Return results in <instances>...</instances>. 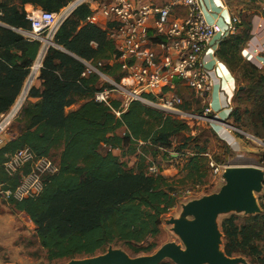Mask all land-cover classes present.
Instances as JSON below:
<instances>
[{"label":"trees","instance_id":"1","mask_svg":"<svg viewBox=\"0 0 264 264\" xmlns=\"http://www.w3.org/2000/svg\"><path fill=\"white\" fill-rule=\"evenodd\" d=\"M70 2L0 0V117L21 94L39 53L40 45L18 32L31 28L25 7L57 13ZM89 16V9L82 7L62 25L55 38L62 50L48 51L38 77L41 86L31 89L14 123L18 137L0 149V185L4 188L19 183V174L10 177L4 169L17 151L28 148L37 157L51 159L53 153L60 152L59 158L53 159L59 172L46 179L39 197L8 202L30 218L49 262L96 258L118 245L134 255L146 251L143 244L160 234L163 217L175 206L178 189L201 182L210 170L207 139L221 140L212 131L209 136L188 139L195 152L179 179L150 174L149 168L147 172V151L171 150L173 141L189 128L175 117L137 102L117 117L118 102L109 108L94 101L100 78L96 74L82 77L86 70L82 61L95 67L102 64L99 69L116 80L123 74L118 65H109L116 55L114 43L105 31L86 23ZM249 40V35L230 36L216 52L220 61L248 82L246 89L236 94L231 113L234 122L245 129L264 127V71L240 56ZM79 102L83 104L78 110L67 113ZM140 144L144 153L135 171L121 158L135 155ZM186 148L185 144L182 149ZM221 230L227 257L264 264V214L248 216L240 223L229 218Z\"/></svg>","mask_w":264,"mask_h":264},{"label":"built area","instance_id":"2","mask_svg":"<svg viewBox=\"0 0 264 264\" xmlns=\"http://www.w3.org/2000/svg\"><path fill=\"white\" fill-rule=\"evenodd\" d=\"M211 2L218 13L206 10L203 0H71L57 13L43 10L28 13L30 30L18 32L25 40L38 43L39 53L21 94L9 111L0 117V149L6 145L9 128L21 114L31 89L35 87L48 51L62 50L55 43L58 31L82 7L90 11L86 23L105 31L114 43L116 55L109 65H118L123 74L120 80H116L99 69L102 64L95 67L82 61L86 68L82 77L96 74L100 78V90L94 95L96 103L112 108L113 102H118L119 108L114 113L120 117L137 102L175 117L188 128L197 124L214 130L219 125L226 132L253 138L219 121L215 114L213 77L215 66L220 63L216 52L221 42L238 33L241 19L236 15H225L223 0ZM181 9L184 15L180 13ZM211 61L214 63L212 67ZM260 64V67L264 66V62ZM183 89L190 93L192 100L186 101ZM226 108L232 113L231 98ZM258 142L264 145L262 141ZM4 169L10 177L19 174L20 180L15 188L0 185V197L7 202H21L39 197L46 179L59 172V164L48 157H37L25 148L13 154ZM25 169L28 170L26 174ZM209 169L214 175L222 172V167L213 161H210ZM261 171L264 186V166ZM149 173L156 175L158 170L150 167Z\"/></svg>","mask_w":264,"mask_h":264},{"label":"rangeland","instance_id":"3","mask_svg":"<svg viewBox=\"0 0 264 264\" xmlns=\"http://www.w3.org/2000/svg\"><path fill=\"white\" fill-rule=\"evenodd\" d=\"M41 10V9H39ZM38 10V11H39ZM214 63H211L212 67ZM238 85L241 90L246 89L248 82L237 77ZM214 81V80H213ZM218 88V84L214 81V90ZM186 101L192 100V96L188 92H183ZM236 108V105H235ZM230 115L229 110L223 114L222 118H227ZM246 117L243 116L245 120ZM233 126L241 132L248 134L253 138L247 139L241 133H235L240 139L241 150H233L227 147V144L222 140L214 141L210 138L207 145V152L211 161L222 167V172L219 175H214L211 170H208L207 175L201 182L188 183L186 186L180 187L178 193L174 195L175 206L163 217L160 234L143 244L146 251L140 254H133L131 251L123 248L121 245L110 246L107 253H123L130 259L136 260L143 257L155 256L163 247L173 244L186 250L187 246L181 239V234L177 230L176 223L182 225H192L196 221L194 214L188 212L193 203L208 197H214L220 194L228 185L229 177L236 169H248L259 172L264 166V145H260L259 141L264 143V127L255 125L254 128L245 129L242 124L235 123ZM16 125L13 124L8 131L9 136L16 132ZM214 132L210 127L195 125L189 128L186 132L173 141V147L167 152L158 151L154 154L153 151L148 150L144 165L148 168L155 167L158 174L170 179H179L184 176V166L187 159L195 152V145L188 142V139L197 136L207 135L209 132ZM257 139V140H254ZM186 144L187 148L182 149ZM143 144L138 146V151L133 156L121 158L128 168L135 171L138 170L140 164V157L143 156ZM60 152L53 153L51 156L57 160ZM117 155L121 153L117 151ZM253 199L257 206L254 212L248 208L242 209L237 206L233 207L228 212L217 213L214 219L216 231L219 235L220 250L222 255L231 261H236V264H252V260L246 258L242 260L240 257L229 258L225 255V239L221 230V225L225 220L234 218L238 223L243 222L244 218L254 215L264 214V186H261L253 191ZM262 247V245H261ZM92 259V258H90ZM88 259H77L73 261H84ZM72 262V261H71ZM68 261L49 262L45 250L40 246L36 235V227L31 222L30 218L22 212L16 211L7 201L0 197V264H71ZM174 263V261L167 257L163 260V264ZM209 264V263H205Z\"/></svg>","mask_w":264,"mask_h":264},{"label":"water","instance_id":"4","mask_svg":"<svg viewBox=\"0 0 264 264\" xmlns=\"http://www.w3.org/2000/svg\"><path fill=\"white\" fill-rule=\"evenodd\" d=\"M262 182V172L260 174L248 169H236L220 194L193 203L188 212L194 214L196 221L192 225L176 223L177 230L186 238L187 253L170 244L152 257L132 260L123 253H108L84 261H72L71 264H163V260L170 255L174 264H236V261L213 251V243L219 237L214 219L217 213L228 212L235 206L254 212L257 206L252 193Z\"/></svg>","mask_w":264,"mask_h":264},{"label":"crops","instance_id":"5","mask_svg":"<svg viewBox=\"0 0 264 264\" xmlns=\"http://www.w3.org/2000/svg\"><path fill=\"white\" fill-rule=\"evenodd\" d=\"M168 1V0H164ZM225 3L226 14L230 16H239L241 19V25L239 26L237 35H249L250 40L245 44L240 56L247 62L253 64L257 68L264 71V66L260 67L261 61L264 62V0H223ZM204 8L206 10H212L215 14L218 13L213 7L211 0H203ZM27 13L37 11L40 8L33 6L25 7ZM181 14H185L184 10H180ZM226 18V17H225ZM219 49V48H218ZM208 58V57H207ZM218 59V57L216 56ZM210 59V57L208 58ZM219 60V59H218ZM219 65L215 66L216 74L213 80L218 84V88L213 90L212 101L215 109V114L219 121L226 122L233 126V121L230 115L227 118H222L223 114L228 111L227 101L232 99L233 106L236 94L240 91L237 77L245 81L239 73L232 72L228 66L219 60ZM213 63L212 61L210 62ZM35 87L41 86L40 80H36ZM184 92H188L184 90ZM189 93V92H188ZM83 102H79L71 108L67 109V113L78 110L82 106ZM218 137L227 144L229 149L241 150L240 139L236 137L234 133L226 132L221 126H215L213 130ZM18 137L17 133L9 134L6 136L7 142L14 140ZM117 155V152L115 153ZM242 260H246L245 257H240Z\"/></svg>","mask_w":264,"mask_h":264},{"label":"bare ground","instance_id":"6","mask_svg":"<svg viewBox=\"0 0 264 264\" xmlns=\"http://www.w3.org/2000/svg\"><path fill=\"white\" fill-rule=\"evenodd\" d=\"M215 225V224H214ZM181 239L186 242V238L183 234L180 235ZM178 247V246H177ZM179 248V247H178ZM180 250H182L181 248H179ZM213 251L215 253H217L218 255H222L221 250H220V240L219 237L218 239L215 240V242L213 243ZM184 253L188 252V248L186 250H183ZM170 258L172 257L171 255L169 256Z\"/></svg>","mask_w":264,"mask_h":264}]
</instances>
